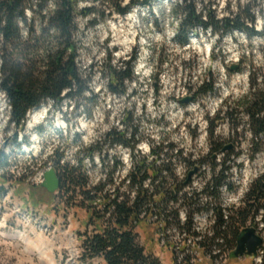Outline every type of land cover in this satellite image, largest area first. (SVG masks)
Wrapping results in <instances>:
<instances>
[{"label": "rangeland", "instance_id": "obj_1", "mask_svg": "<svg viewBox=\"0 0 264 264\" xmlns=\"http://www.w3.org/2000/svg\"><path fill=\"white\" fill-rule=\"evenodd\" d=\"M130 1L124 0V5ZM193 2L203 15L239 17L255 32L233 29L220 36L209 28L183 25L174 15L177 4L183 6L181 0L136 3L125 15L77 13V65L89 86L78 98L79 106L74 98H65L60 109L45 100L27 114L25 126L17 128L0 91V173L9 180L0 183V264H103L99 257L86 262L79 259L81 235L93 231L86 227V212L74 208L80 195L68 204L72 193L54 191L52 198L45 197L34 207L28 195L30 184L41 186L45 171L53 168L59 173L64 165L78 166L81 160L89 187L106 182L107 192L131 195L135 189L128 183V175L138 162L150 163L154 148L161 154L157 164L166 163L170 168L166 178L154 185L162 182L176 199L164 200L167 220L153 216L151 228H137V241L147 255L165 264L176 260L170 244L161 246L160 241L161 234L166 240L182 238L178 233L184 227L182 212L190 216L193 228L187 230L189 235L198 238L193 229L199 226L203 230L205 222L197 224L196 215L211 209L203 188L226 166L227 178L212 200L213 207L222 213L223 209V216L233 219L237 228L255 227L264 249V199L252 191L254 182L264 174V136H257L256 146H250L252 126L245 111L246 102L253 101L255 94H264V0ZM90 5L89 0H81L78 12ZM26 12L29 14L28 9ZM252 17L254 23L249 20ZM184 31H188L187 38ZM127 62L133 66L134 77L126 82V93L115 95L109 90L108 69ZM230 64H237L238 71H232ZM209 83L214 88L205 94ZM187 97L193 100L182 102ZM212 120H221L213 133ZM110 129L126 131L125 139L136 130L130 144L134 148L104 141ZM230 142L233 149L211 158L216 143ZM196 166L195 175L184 185L188 172ZM151 183L145 182L150 191L154 189ZM35 194L38 199L42 195L37 190ZM216 213L214 210V225L219 220ZM155 226L151 235L149 230ZM212 229L207 227L200 235L205 239ZM210 244L208 240L204 247L208 255L212 254ZM229 248H221L222 254H228ZM186 250L185 246L181 249ZM214 259L206 257L196 264H216ZM259 262L258 256L230 259L228 254L220 264Z\"/></svg>", "mask_w": 264, "mask_h": 264}, {"label": "trees", "instance_id": "obj_2", "mask_svg": "<svg viewBox=\"0 0 264 264\" xmlns=\"http://www.w3.org/2000/svg\"><path fill=\"white\" fill-rule=\"evenodd\" d=\"M80 1L0 0V91L6 97L10 107V119L17 128L25 126L29 111L41 106L43 101L51 100L54 106L60 109L65 98H74L79 106L78 98L89 90L88 81L84 79L77 65V41L75 40L77 13L83 16L105 17L106 11H109L108 15L115 12L125 15L133 4L150 3V0H131L128 5H124V0H89L93 5L84 7L78 12ZM181 2L183 6L177 4L178 8L174 15L181 19L183 25L191 24L192 28L200 27L203 30L209 28L220 36L233 29L255 32L254 27L249 28L248 24L241 21L239 17L218 19L210 13L203 15L202 12H198L193 0H181ZM27 9L29 14L26 12ZM249 20L251 23L255 22L254 17ZM183 35L187 38L188 31H184ZM108 70L110 92L115 95L126 93V82L134 77L133 66L127 62L119 68ZM213 88L214 86L209 83L203 93L207 94ZM154 90L157 91L158 86ZM245 111L248 113L252 126L250 146L255 147L258 143L255 142L257 136H264V94H255L253 101L246 102ZM218 122L221 120L211 121V133ZM136 133V130L130 132L129 139H125L126 131L117 132L110 129L104 141L112 140L134 148V144H130L134 142ZM225 146L222 143H216L212 147L213 154L221 153ZM171 147L175 146L171 145ZM151 154L154 157L149 164L146 160L138 162L128 175L130 176L129 184L132 189H135L131 195L120 194L119 190L107 192L106 182L89 187L90 179L84 172L85 162L81 160L78 161V166L64 165L57 173L60 178L58 192H65L68 195L72 193L73 196L67 198L68 204L75 195H80L77 207L86 212L87 223H96V232L89 234L86 230L81 235L83 241L80 261L86 262L99 257L103 264H161L144 252L143 246L137 241L136 232L139 226L151 228L153 223L151 224L149 219L153 216H159L158 218L163 220L169 212L163 204L164 200L176 199L174 198L176 195H170L162 182L159 181L154 185L157 180L166 178L170 168L166 163L157 164L161 157L157 149H152ZM227 169L228 166L222 168L203 188V192L210 199L207 204L211 205L207 213L213 214L215 210L219 219L213 226L210 236L200 241L204 247L208 240L213 243L212 246L209 245L212 254L215 248L221 251V248L226 249L229 245V253L234 250L238 233L244 229L237 228L236 222L229 216L224 217L223 209L222 213L219 208L213 207L212 200L217 198L221 184H224L227 178ZM148 180L153 181L151 185L154 189L151 191L145 186ZM8 181L5 176L0 175V183ZM225 186L228 187V185ZM253 187V194L264 199V174L257 178ZM36 190L42 194L39 199L35 197ZM28 195L34 207L43 202L45 197H53L45 188L35 184H30ZM98 201L104 204L103 209L99 208ZM186 220L184 227L190 231L193 228L190 227V216ZM155 229L149 230V233L152 235ZM259 256V264H264V249L260 250Z\"/></svg>", "mask_w": 264, "mask_h": 264}, {"label": "water", "instance_id": "obj_3", "mask_svg": "<svg viewBox=\"0 0 264 264\" xmlns=\"http://www.w3.org/2000/svg\"><path fill=\"white\" fill-rule=\"evenodd\" d=\"M230 69L236 72L238 71L239 66L237 64H230ZM192 100V97H187L185 99H182V102H190ZM233 147V143H228L221 150V153H225L226 151L233 149ZM211 158L215 159V154H213ZM197 169L198 167L196 166L194 169L188 172V178L183 183L184 185L188 184L191 178L195 175ZM43 179L44 181L41 183V187L45 188L50 193L56 191L60 186V178H58L57 172L53 168H50L49 170L44 172ZM172 195H174L173 190ZM238 234L239 235L237 237L236 246L229 255L230 259H237L241 257H256L263 243V239L256 233V229L252 226H247L244 227V229H242Z\"/></svg>", "mask_w": 264, "mask_h": 264}, {"label": "built area", "instance_id": "obj_4", "mask_svg": "<svg viewBox=\"0 0 264 264\" xmlns=\"http://www.w3.org/2000/svg\"><path fill=\"white\" fill-rule=\"evenodd\" d=\"M104 207V204H103ZM197 217L195 218V220H197V224L199 223V214L196 215ZM186 214L184 212H182L181 216H180V220L183 221V224L185 225V223L187 222L186 220ZM152 219V218H151ZM150 219V221H151ZM215 216H213L212 213H209V221H207V223L204 224L203 226V230L198 227H196L195 229H193V232H196V234L198 235V238L195 239L196 237H194L193 235H189V232L185 229V227H183L182 230H179V232L183 233V232H187L188 235V240L187 243H183V244H177V242H175L174 240H166V237L163 236V234H161V246H165L166 244H170V248L172 249V251H174L176 253V260L174 258V264H181L182 262L184 263V261L186 263L189 264H196L200 261H203L206 257L209 258H214L215 257V261L216 264H220L222 260H226L228 258V254H225L220 251V250H215L213 252V254L208 255L206 253V250H204V246H202V244L200 243V241L203 239V236L200 235L201 233L205 232L207 227H210V229L213 227L214 223H215ZM161 224V223H160ZM202 225V224H201ZM198 241V243H196V241ZM183 246H185V248H187L186 252H182L181 249L183 248ZM185 251V250H183ZM213 255V256H212ZM260 258V257H259Z\"/></svg>", "mask_w": 264, "mask_h": 264}, {"label": "bare ground", "instance_id": "obj_5", "mask_svg": "<svg viewBox=\"0 0 264 264\" xmlns=\"http://www.w3.org/2000/svg\"><path fill=\"white\" fill-rule=\"evenodd\" d=\"M38 115V114H37ZM37 115H35L34 116V118H36V116ZM130 168V167H129ZM128 183H129V180H128ZM228 188L225 186V191L227 190ZM222 190H224V189H222ZM232 190V189H231ZM229 191V190H228ZM221 193V192H220ZM224 194V193H223ZM222 195V194H221ZM134 196H135V194H134ZM133 197V196H132ZM222 198V197H221ZM102 202V201H101ZM101 202H98V203H100V205H99V208H101V209H103L104 207H103V205L101 204ZM220 202V201H219ZM96 204V203H95ZM223 205H225V203L223 204ZM199 220L200 221H203V222H205V223H207V221H209V212L208 213H205V214H199ZM182 238L180 239H175V242H177V244H183V243H187V240H188V235H187V232H183L182 234ZM180 235V236H181Z\"/></svg>", "mask_w": 264, "mask_h": 264}]
</instances>
